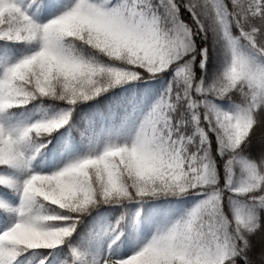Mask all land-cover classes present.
<instances>
[{
  "label": "snow or ice",
  "instance_id": "1",
  "mask_svg": "<svg viewBox=\"0 0 264 264\" xmlns=\"http://www.w3.org/2000/svg\"><path fill=\"white\" fill-rule=\"evenodd\" d=\"M0 264H264V0H0Z\"/></svg>",
  "mask_w": 264,
  "mask_h": 264
}]
</instances>
